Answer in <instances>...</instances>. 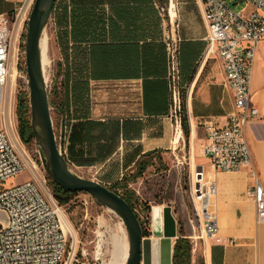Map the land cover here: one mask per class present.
<instances>
[{
  "label": "crops",
  "instance_id": "0c3cea01",
  "mask_svg": "<svg viewBox=\"0 0 264 264\" xmlns=\"http://www.w3.org/2000/svg\"><path fill=\"white\" fill-rule=\"evenodd\" d=\"M21 1L0 0V14L13 12ZM176 2L180 6L174 4L169 9V20L155 0H107L102 6L105 26L100 41H69L70 76L80 73L83 62V73L89 79V119L112 120L115 123L110 127L116 132L100 141L86 137L77 127L81 120L71 118L70 108L60 129L62 152L74 172L95 169L103 174L100 183L111 185L145 153L161 151L162 155L183 157L184 151L195 164L194 169L203 167L206 178L214 180L217 187L211 209L221 241L206 238L201 247L197 245L204 264H264V222L257 223L255 202L247 194L253 185L250 169L216 171L203 154L207 125H225L235 109L233 91L225 83L220 61L207 55L208 26L202 1ZM165 7H169V0ZM167 37L179 41L188 140L183 130L176 138L178 132L170 113ZM263 50L264 40L257 49L251 81V104L258 108L259 115L247 126L245 135L264 186ZM115 173L117 177L112 176ZM168 218L166 221H171Z\"/></svg>",
  "mask_w": 264,
  "mask_h": 264
},
{
  "label": "built area",
  "instance_id": "2783aa9c",
  "mask_svg": "<svg viewBox=\"0 0 264 264\" xmlns=\"http://www.w3.org/2000/svg\"><path fill=\"white\" fill-rule=\"evenodd\" d=\"M34 1L22 0L13 12L0 14V89L5 87L11 74L13 41L16 37L18 45L19 26L30 15ZM201 1L208 26L207 55L220 61L225 83L233 91L235 104L225 125H207L203 154L216 171L250 169L253 185L247 194L255 202L256 221L261 223L264 222V186L255 171L245 130L259 115L258 108L251 104V81L257 49L264 40V0ZM169 2L170 9L174 3L173 0ZM241 3H244L243 7L238 8ZM249 4L252 10L246 12ZM159 9L162 14L167 11L165 7ZM165 42L171 93L170 113L176 131L181 132L184 87L180 76L179 41L167 37ZM65 120L62 117L60 125ZM56 137L61 149L62 137L60 134ZM24 170L25 163L7 130L1 128L0 264H73L76 255L64 228V207L54 197H47L33 179L5 186L8 179ZM216 193L215 181L206 178L203 167L195 168L192 195L198 204L196 211L202 222L203 236L221 241L217 237L219 228L216 214L211 209V199Z\"/></svg>",
  "mask_w": 264,
  "mask_h": 264
},
{
  "label": "rangeland",
  "instance_id": "374dc122",
  "mask_svg": "<svg viewBox=\"0 0 264 264\" xmlns=\"http://www.w3.org/2000/svg\"><path fill=\"white\" fill-rule=\"evenodd\" d=\"M173 3L176 7L177 5L180 6V2L177 3L176 0H173ZM243 5L244 3H241L238 8L243 7ZM251 10L252 6L250 4L247 5L246 12ZM170 15L169 7H167V11L163 13V16L168 17L170 20ZM28 19L29 15L25 23L19 26L18 45H16V37L13 41L11 74L7 84L1 89L0 97V129L7 130L11 142L25 163V170L16 177L8 179L5 186H12L28 179H33L44 194L51 198L54 195L50 178L42 164L41 149L37 145L35 138L30 143H26V138L20 137L16 115L18 93L29 91L28 75L25 72ZM174 19L177 20V18ZM43 38L46 39L47 43L45 77L50 95L52 91L63 90V70L67 64V49L64 43L58 40L54 16H51ZM261 57L264 61V50L261 52ZM51 116L55 133L59 136L61 129L60 120L57 119L56 112L52 106ZM183 149L185 150V148ZM157 155L159 157H153V165L147 168L143 176L129 185L139 196L140 200L151 208V212L148 215L144 206L137 207V212L144 222L147 217L150 218L148 229L151 234L144 237L148 241L145 252V264L146 261L151 260V240L153 241L154 262L158 263L160 261V239L156 240L153 232L152 210L156 206H160L162 209L168 207L171 210V216H173L172 218L170 217L171 221L163 219L159 224H173L176 227L175 235L172 236L173 244L178 237V221L182 222L185 233L193 244L192 264H195L194 260H196V264H199L201 255L200 248L197 249V245L201 247L206 238L203 236L202 222L196 211L198 204L192 195L195 164L184 151L183 157L176 156L173 153ZM75 170L85 178L101 182L103 174L95 169ZM129 170L133 171L134 167ZM112 176L117 177V174L115 173ZM62 206L65 210L64 227L67 231L69 245L73 247L76 255V261L73 264H125V252L127 250L128 254L129 251V237L127 229L119 216L101 205L87 192H78L68 204ZM145 224L147 225L146 222Z\"/></svg>",
  "mask_w": 264,
  "mask_h": 264
},
{
  "label": "trees",
  "instance_id": "16d2710c",
  "mask_svg": "<svg viewBox=\"0 0 264 264\" xmlns=\"http://www.w3.org/2000/svg\"><path fill=\"white\" fill-rule=\"evenodd\" d=\"M106 1L107 0H56L53 9L55 24L58 32V40L63 42L67 49V64L63 70V90L52 91L49 95L50 103L56 112L58 120L62 117L67 119L69 117L70 108H72V113H70L71 118L81 120L77 123V127L84 130L86 137L90 136L92 139L97 141L107 137L108 134L112 135L116 132L113 126L110 127V124H114L115 122L112 120L102 122L89 119V79L83 73V62L81 63L80 73L76 76H70L68 69V48L70 40L78 44H82L86 41H100V36L104 31L105 26V13L102 10V6ZM139 1L144 2L146 0ZM155 1L157 6L160 8L164 7L168 0ZM69 26H71V30H69ZM25 72L27 73L26 68ZM16 115L20 137H25L26 143H30L35 137L31 126L29 91H22L18 93ZM182 128L185 138L188 140L190 132L188 120L184 115V103ZM93 132H97V134L94 135ZM157 154H161V151H151L143 154L135 162L133 171H126L119 180L109 186L107 185L110 189L122 195L132 206L139 217L144 237L151 234L148 229V221L150 218L147 217V220L145 221L147 223L146 225L138 214L137 207L144 206L148 215L151 212V208L149 205L140 200L139 196L129 187V185L130 183L135 182L138 178L142 177L147 168L153 165V157H159ZM50 184L55 199L61 205L68 204L73 196L78 193L64 190L51 179ZM178 225V237L173 246L172 264H192V241L186 235L184 225L180 220L178 221ZM199 264H204L202 258L199 259Z\"/></svg>",
  "mask_w": 264,
  "mask_h": 264
},
{
  "label": "water",
  "instance_id": "95a60500",
  "mask_svg": "<svg viewBox=\"0 0 264 264\" xmlns=\"http://www.w3.org/2000/svg\"><path fill=\"white\" fill-rule=\"evenodd\" d=\"M56 0H35L28 19L26 34V71L29 81L31 126L35 141L41 149V160L49 178L69 192H87L123 221L129 237V251L125 264H145L148 241L144 239L139 217L122 195L94 179L85 178L71 168L57 141L51 116L49 91L42 61L41 40L52 16ZM151 260L155 264L153 241ZM164 244L168 246V260L158 264H172V237L161 239V258Z\"/></svg>",
  "mask_w": 264,
  "mask_h": 264
},
{
  "label": "bare ground",
  "instance_id": "6f19581e",
  "mask_svg": "<svg viewBox=\"0 0 264 264\" xmlns=\"http://www.w3.org/2000/svg\"><path fill=\"white\" fill-rule=\"evenodd\" d=\"M172 6H173V3H172ZM172 13L174 15V12H172ZM41 50H42L43 68L45 71V65L47 64V52H46L47 51V43H46L45 38H42V40H41ZM180 136L181 135L178 132L176 134V138L179 139ZM165 209H169V208L166 207V208L162 209L160 206H156L152 210L154 238L156 240L160 239V246H161V239L166 237V236L172 237L173 235H175V228H176V227H174L173 224H167V225L159 224L163 219L170 217L169 216L170 215V212H169L170 209L169 210H165ZM155 223H156V225H155ZM174 223H175V220H174ZM121 250H123V249H121ZM167 251H168V246L166 244H164L162 258H161V255H159L160 262L161 261L166 262L168 260ZM160 252H161V248H160ZM127 255L128 254H127V250H126L124 262L126 261ZM158 263H155V264H158Z\"/></svg>",
  "mask_w": 264,
  "mask_h": 264
}]
</instances>
